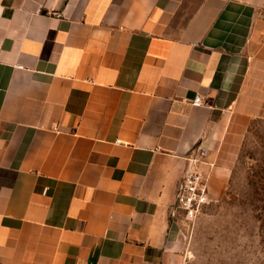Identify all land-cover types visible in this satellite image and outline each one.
Segmentation results:
<instances>
[{
	"label": "crops",
	"instance_id": "obj_1",
	"mask_svg": "<svg viewBox=\"0 0 264 264\" xmlns=\"http://www.w3.org/2000/svg\"><path fill=\"white\" fill-rule=\"evenodd\" d=\"M255 117L264 0H0V264H183L185 155Z\"/></svg>",
	"mask_w": 264,
	"mask_h": 264
},
{
	"label": "rangeland",
	"instance_id": "obj_2",
	"mask_svg": "<svg viewBox=\"0 0 264 264\" xmlns=\"http://www.w3.org/2000/svg\"><path fill=\"white\" fill-rule=\"evenodd\" d=\"M226 174L193 220L177 218L183 264H264V118L224 145Z\"/></svg>",
	"mask_w": 264,
	"mask_h": 264
},
{
	"label": "built area",
	"instance_id": "obj_3",
	"mask_svg": "<svg viewBox=\"0 0 264 264\" xmlns=\"http://www.w3.org/2000/svg\"><path fill=\"white\" fill-rule=\"evenodd\" d=\"M192 104H199L201 97L195 95ZM206 149L199 144L193 145L185 155L187 163L177 182L174 202L170 207L173 220L184 218L193 220L210 199L207 175L199 168L204 160Z\"/></svg>",
	"mask_w": 264,
	"mask_h": 264
}]
</instances>
